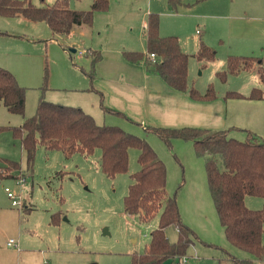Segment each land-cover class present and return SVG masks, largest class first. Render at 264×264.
I'll return each mask as SVG.
<instances>
[{
  "label": "rangeland",
  "instance_id": "rangeland-1",
  "mask_svg": "<svg viewBox=\"0 0 264 264\" xmlns=\"http://www.w3.org/2000/svg\"><path fill=\"white\" fill-rule=\"evenodd\" d=\"M31 1L39 5L38 0ZM46 1L51 4L54 0ZM179 1L173 11L168 9L167 3L164 5L168 12L161 15V32L166 33L164 36L179 37L184 52L190 56L188 78L195 80L194 88L203 89L214 83L216 95L217 89L227 86L216 72L226 68L227 57L243 55L237 17L242 4L237 0ZM15 19L27 21L22 17ZM15 19L0 17V67L11 72L25 88L24 115L10 114L1 106L0 126H20L25 118L34 115L40 97L53 103L63 101L69 88L63 79L70 74L64 70V66L70 69L68 62L78 71L89 69V59L78 55L79 50L74 54L68 51V38L58 39L61 46L52 42L46 44L44 40L49 39L48 35L40 37L42 40L34 37L32 43L31 31L22 26L26 22L17 25ZM18 35L22 38H16ZM199 40L213 50V60L203 63L195 60L193 55ZM77 44L81 48L80 39ZM244 77L252 76L230 80L228 85L233 88L244 81ZM90 103L88 101L86 106ZM86 111L93 115L91 107ZM92 118L97 124L103 123L101 118L97 121ZM5 137L13 142L10 131L0 134V158L5 152L6 156L14 154L7 158L16 161L21 169L14 172L13 178L0 180V210L10 207L5 187L20 194L18 209L21 213L24 214L25 206L31 209L24 214L14 239L19 246V264H130L133 254L144 252L160 213L143 223L123 211V199L132 181L130 175L139 170L136 149L128 150L127 171L108 178L100 168L99 150L87 157L74 154L66 158L60 150L37 146L32 168L27 173L19 140L14 139L15 145L8 146ZM148 139L150 147L166 166L167 195L176 197L181 221L196 237L193 238L195 249L191 246L187 249L183 264H234L240 259H251L253 264H259L251 254L228 242L208 189L204 158L196 156L192 143L177 140L179 142H171L169 148L154 134ZM22 178L25 181L20 185L17 180ZM245 201L246 207L251 209H260L264 202L253 196H247ZM53 214H59L58 223H52ZM165 234L170 242L177 240L174 227L167 228ZM5 237L6 234H0V245L7 240ZM261 240L264 244V230ZM163 264H172V260L166 259Z\"/></svg>",
  "mask_w": 264,
  "mask_h": 264
},
{
  "label": "trees",
  "instance_id": "trees-1",
  "mask_svg": "<svg viewBox=\"0 0 264 264\" xmlns=\"http://www.w3.org/2000/svg\"><path fill=\"white\" fill-rule=\"evenodd\" d=\"M39 1L40 5L33 4L31 0H0V17H22L30 22H42L52 34L66 37L74 26H91L94 13L106 11L109 7V0H92L87 10L71 9L69 0H54L51 4L45 0ZM179 2L167 0L168 9L176 10ZM144 39L145 51L123 52L126 61L143 63L149 73L159 76L169 87L192 99L210 101L215 98L211 84L203 93L191 85L188 78L190 56L181 50L176 36L162 37L159 34L157 13L147 15ZM151 54L154 58L150 57ZM85 56L90 57V65L84 73L91 81L100 53L89 50ZM193 57L198 63H203L212 59L214 52L200 40ZM258 61L253 57L229 56L226 69L216 76L224 82L230 75L250 71ZM261 80L264 83V74H261ZM226 95L243 98L235 92ZM246 98L263 99L264 95L259 89H252ZM1 106L10 114L24 115L25 88L18 84L11 72L0 67ZM151 130L169 148L173 139L193 143L196 156L204 158L208 189L228 242L251 254L259 264H264V244L261 240L264 203L260 209H249L244 203L246 196L264 200V139L247 133L246 140L241 141L230 137L228 131L195 128ZM5 131H10L13 139L19 140L25 153L27 173L32 168L37 146L46 150H60L66 158L74 154L87 157L99 150L100 168L108 178L127 171L128 150L136 149L139 170L130 175L132 181L123 199V211L136 216L143 223L160 214L144 252L133 254L130 264H163L166 259H171L175 264L185 257L196 237L181 221L176 197L167 195L165 165L145 139L117 126L97 124L91 115L79 107L49 102L43 97L39 98L33 116L25 118L18 127L0 126V134ZM2 163L0 180L13 178L14 172L21 169L16 161L3 159ZM29 210L30 207L23 211L27 213ZM51 219L52 223H58L59 214H53ZM169 227L177 230L175 242H170L166 237L165 231ZM253 263L251 259L234 261V264Z\"/></svg>",
  "mask_w": 264,
  "mask_h": 264
},
{
  "label": "crops",
  "instance_id": "crops-1",
  "mask_svg": "<svg viewBox=\"0 0 264 264\" xmlns=\"http://www.w3.org/2000/svg\"><path fill=\"white\" fill-rule=\"evenodd\" d=\"M158 1L157 3L153 0H109V7L106 11L94 13L91 26H74L66 37L52 34L45 23L21 19L18 21L15 19L18 17L14 19L17 20V25L20 24L19 22H26L22 23L24 24L22 26H27V29L31 31L32 43L35 42L34 37L41 39L40 37L48 35L49 39L44 40L46 44L52 42V44L57 43L61 46L58 39L68 38V51L73 54L77 50L82 51L83 54L80 56L89 59V65L90 57L85 56V53L89 50L100 53V59L95 64V74L91 81L84 73L87 71L84 70L86 68H80L78 71L69 62L70 69L64 66V70L70 73L63 77L69 88L64 94V100L58 103L79 107L87 114H89L86 111L87 107H91L93 115H89L96 121L101 118L103 123H98L100 125L117 126L145 139L147 143H150L148 136L154 134L151 130L153 128L228 131L230 137L241 141L246 140L247 133H252L264 139V98H246L252 89H259L264 95V83L261 80V74H264V0H237L242 4L240 16L237 17H239V27H241L239 36L242 43L241 54H243L238 56L253 57L259 61L250 71L230 75L224 81L227 86L220 90L217 89L215 98L210 101L192 99L189 95L169 87L159 76L149 73L143 63L133 64L124 59L123 52L145 51L144 32L149 13L160 15L159 34L165 37L166 33L161 32V15L168 12V9L164 8L167 0ZM38 2L40 5L39 0ZM45 2L48 3L46 0ZM91 3L92 0H69V6L73 10H87ZM16 38L22 37L18 35ZM177 38L179 40V37ZM78 39L81 41V48L77 47ZM179 44L184 52L180 41ZM198 47L199 43L197 49ZM61 52L65 55L66 51L62 49ZM214 58L215 55L207 61ZM242 76L252 77H244V81L233 88L228 85L230 80H237ZM189 82L193 85L195 80L189 79ZM210 84L214 87V83ZM205 88L206 86L198 90L203 93L207 89ZM77 91L79 92L76 93ZM228 92H235L243 98L227 97ZM81 96H86V98ZM88 101L91 103L86 106ZM5 139H7L8 146L15 145L13 137V142L8 137ZM177 140L181 141V139H173V144L179 142ZM182 141L187 144L192 143ZM2 155L4 156L0 158V167L3 165V159L11 160L9 158H12L14 154L6 156L8 154L5 152ZM246 197L244 198L245 204ZM8 204L10 207L0 210V234H6L5 239L7 240L15 239L19 230L17 227L22 223L24 216L22 211H19L20 209L13 207L9 202ZM30 211L31 209L27 213ZM24 214H26L25 211ZM7 240L0 245V264H19V246L18 248L7 246ZM191 247L195 249L194 243Z\"/></svg>",
  "mask_w": 264,
  "mask_h": 264
},
{
  "label": "built area",
  "instance_id": "built-area-1",
  "mask_svg": "<svg viewBox=\"0 0 264 264\" xmlns=\"http://www.w3.org/2000/svg\"><path fill=\"white\" fill-rule=\"evenodd\" d=\"M82 54H83L82 51L78 52V55H82ZM150 57L154 58V55L151 54ZM24 181H25V178H22V179L17 180V183L20 184V185H23ZM4 192L6 193L7 198L10 200L11 205L13 207L19 208L20 205H21V196H20V194L13 193L8 187L4 188ZM6 245L18 248V244L15 242V240L13 238L8 239L7 242H6ZM181 259L176 261L175 264H183L185 262V258L182 257Z\"/></svg>",
  "mask_w": 264,
  "mask_h": 264
}]
</instances>
